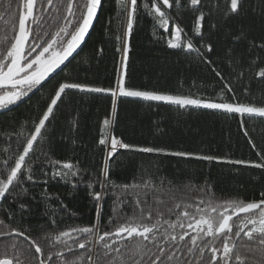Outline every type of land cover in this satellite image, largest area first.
I'll return each instance as SVG.
<instances>
[{
    "label": "trees",
    "instance_id": "obj_1",
    "mask_svg": "<svg viewBox=\"0 0 264 264\" xmlns=\"http://www.w3.org/2000/svg\"><path fill=\"white\" fill-rule=\"evenodd\" d=\"M143 2L138 0L139 10L132 32L126 38V60L123 45L127 15L118 0H101L87 39L64 67L24 99L0 110V172H5L4 161L14 166L16 155L22 151L34 123L46 110L60 83L79 82L116 91L113 96L110 92L68 90L46 122L43 139L38 138L34 144V154L26 158L36 182L28 181L27 169H22L26 173L22 187L0 198V219L25 231L42 246L47 243L49 233L97 225L98 209L99 233L113 230L110 219L131 217L134 201L130 198L121 204L119 189H113L112 184L150 182L148 195L141 197L147 200L144 207L152 206L158 199L164 202L158 205L164 210L175 204L197 205L200 198L207 200L200 191L205 187L217 202H251L262 198L264 167L256 168L252 164L264 163L261 159L264 118L145 101L121 96L118 89L123 79L128 90L264 106V79L256 75L264 68V48L258 47L264 43V0H243L239 15H226L228 0H201L199 8L205 16L202 37L193 31L199 12L191 7L189 0H181L182 8L164 9L200 53L170 49L169 34L146 13ZM20 10V0H0V39L5 34L11 37V22L18 26ZM208 44L212 52L207 51ZM105 119L110 121L109 126L104 125ZM21 131L23 135H17ZM101 136L106 139V145L99 144ZM113 136L129 145L166 152L141 153L120 148L109 159L107 153ZM177 151L193 155L166 154ZM197 156L217 159L209 161ZM229 160L251 163L237 165L228 163ZM56 161L73 163L77 175L53 176V170L61 167ZM105 168L108 183L101 187ZM94 192H101L100 201L94 199ZM21 204L26 206L24 210ZM180 211L175 209L165 218L175 221ZM9 216L13 218L9 220ZM175 231L179 233L181 229ZM45 251L49 249L46 247ZM75 251L84 256L89 254L78 248ZM53 261L61 264L56 257Z\"/></svg>",
    "mask_w": 264,
    "mask_h": 264
},
{
    "label": "snow or ice",
    "instance_id": "obj_2",
    "mask_svg": "<svg viewBox=\"0 0 264 264\" xmlns=\"http://www.w3.org/2000/svg\"><path fill=\"white\" fill-rule=\"evenodd\" d=\"M118 2L128 18L123 45L126 60L128 52L126 38L133 29V20L139 10L138 0ZM189 2L191 7L199 12L193 31L196 36L202 37L201 29L205 16L199 8L201 0ZM20 5L18 26L12 21L9 29L12 32L11 37L5 34L3 39H0V109L16 104L69 60L84 41L101 7V0H20ZM174 6L177 9L184 7L181 0H145L142 4L146 13L152 15L160 28L169 34L167 46L170 49L200 53L192 39L187 38L184 29L164 10L173 9ZM242 9L243 0H228L226 15H239ZM258 47L264 48V43ZM206 49L208 52L213 51L211 44H208ZM216 75L220 77L221 73L216 72ZM256 75L264 79V68H260ZM225 87L232 91L230 85L226 84ZM68 90L88 93L110 92L113 96L116 95L113 89L91 87L71 81L60 83L46 110L34 123V130L26 138L22 151L16 155L14 166L7 160L4 161L6 171L0 172V198H6V195H11L22 187L26 175L22 169H27L28 181L36 182L31 174L32 167L26 158L30 153L34 154V144L38 143V138L43 139L44 132L47 131L46 122L53 116L58 101L62 102V96L67 94ZM118 90L121 96L161 101L181 108L191 106L219 109L226 113L240 114L242 117L247 114L250 117L264 118V106L220 103L180 95L128 90L123 86V79L119 82ZM103 123L105 126L110 125L107 119ZM17 135L22 136L23 132ZM245 135H248L247 131ZM99 144L106 145L104 136H101ZM120 148L141 153L166 152L164 149L129 145L113 136L110 139L108 158L115 155ZM166 154L177 157L193 155L180 151ZM196 158L209 161L217 159L212 156ZM261 159L264 160V156ZM227 162L237 165L251 163L243 160ZM55 163L61 167L53 170V176L77 175L73 163L60 161ZM252 166L262 168L264 163H254ZM102 175L105 180L100 182L101 187L108 183L106 168ZM150 187L151 183L147 181L125 185L112 184L113 189H119L118 199L121 204L129 202L130 198L134 201L135 210L131 217H125L123 220L110 219L109 223L113 225V230L99 233L98 209L97 225L71 228L56 234L49 233L47 243L43 246L32 240L25 231L14 228L0 219V264H45V261L55 264L53 257L60 260L61 264H264V192L261 193L262 198L259 201L217 202L210 190L205 187L200 191L208 197L207 200L200 198L197 205L175 204L164 210L158 207L164 203L158 199L154 200L152 206L144 207L147 200L141 197L148 195ZM92 195L96 201L102 199L101 192H94ZM20 208L24 210L26 206L21 204ZM175 209H181L175 221L165 218L166 214L172 213ZM181 216L185 220H181L179 218ZM234 216L239 219L235 220ZM12 218L8 217L9 220ZM177 228L181 229L179 233L175 231ZM124 241L126 243H122ZM46 247L49 251H45ZM77 248L89 254L81 255L75 251ZM41 257L43 259H40Z\"/></svg>",
    "mask_w": 264,
    "mask_h": 264
},
{
    "label": "water",
    "instance_id": "obj_3",
    "mask_svg": "<svg viewBox=\"0 0 264 264\" xmlns=\"http://www.w3.org/2000/svg\"><path fill=\"white\" fill-rule=\"evenodd\" d=\"M98 10H99V9H98ZM97 14H98V11H97ZM96 17H97V15H96ZM96 17H95L94 20H93V24H94V22H95V20H96ZM93 24H92V26H93ZM92 26L90 27L88 33L86 34V36H85V38H84V41H83V42L81 43V45L76 49V51L73 53V55H72L71 57H69V60L74 56V54H75V53L81 48V46L84 44L85 40L87 39V37H88V35H89L90 31H91ZM67 62H68V61H66L65 64H66ZM65 64H64V65H65ZM64 65H61V67H60L59 69H57L56 72L53 73L50 77L54 76L58 71H60V70L64 67ZM50 77H49V78H50ZM49 78H48V79H49ZM241 215H243V214H241Z\"/></svg>",
    "mask_w": 264,
    "mask_h": 264
},
{
    "label": "rangeland",
    "instance_id": "obj_4",
    "mask_svg": "<svg viewBox=\"0 0 264 264\" xmlns=\"http://www.w3.org/2000/svg\"><path fill=\"white\" fill-rule=\"evenodd\" d=\"M34 90H35V88H34L32 91H34ZM32 91H30V92L28 93V95H29ZM25 97H26V96H25ZM25 97H23L22 99H24ZM22 99H21V100H22ZM21 100H20V101H21ZM18 102H19V101H18ZM18 102H17V103H18ZM13 105H14V104H13ZM10 106H12V105H10ZM10 106H9V107H10ZM0 110H3V109H0ZM109 148H110V146H109Z\"/></svg>",
    "mask_w": 264,
    "mask_h": 264
}]
</instances>
